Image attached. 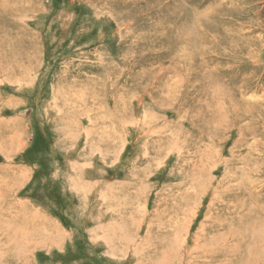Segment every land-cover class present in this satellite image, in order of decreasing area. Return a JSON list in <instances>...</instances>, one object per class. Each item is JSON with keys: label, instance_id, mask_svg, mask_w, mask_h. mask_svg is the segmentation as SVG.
Returning <instances> with one entry per match:
<instances>
[{"label": "rangeland", "instance_id": "rangeland-1", "mask_svg": "<svg viewBox=\"0 0 264 264\" xmlns=\"http://www.w3.org/2000/svg\"><path fill=\"white\" fill-rule=\"evenodd\" d=\"M0 180V264H264V0H0Z\"/></svg>", "mask_w": 264, "mask_h": 264}, {"label": "bare ground", "instance_id": "bare-ground-1", "mask_svg": "<svg viewBox=\"0 0 264 264\" xmlns=\"http://www.w3.org/2000/svg\"><path fill=\"white\" fill-rule=\"evenodd\" d=\"M104 88V87H103ZM94 124V123H93ZM6 186V184H5V181H3V180H0V208L1 207H3V204H2V202H1V200L2 199H4V197H2L1 198V196H2V191H3V188ZM219 226H221V224H219V223H214L213 225H212V227H211V230L215 227L217 230H221L222 229V227L221 228H218ZM230 238H228V237H226L224 240H222L221 242H219L218 243V246L217 247H214V248H211V249H209V248H207L206 249V251H202V252H197V257L198 258H202V257H208V256H214L216 259H217V263H215V264H224V261L223 260H221L220 258L224 255V253L226 252V250L228 249V248H230L231 246H232V242L229 240ZM176 241H178V238H176L175 239ZM233 240V239H232ZM22 244V243H21ZM180 245V244H179ZM183 245H185V242L183 241V243H182V245H180V247L182 246L183 247ZM202 247V246H201ZM175 248V247H174ZM186 248H187V245H185V250H186ZM203 248V247H202ZM187 251V250H186ZM193 253V252H192ZM189 255V254H188ZM193 255H194V253H193ZM195 255V256H196ZM185 257V256H184ZM192 257V256H191ZM194 259V258H193ZM196 259V258H195ZM19 260V259H18ZM166 260H167V258H166ZM23 262V264H28V258L27 257H24L22 260H20V261H18V263H16V264H19L20 262ZM176 261V260H175ZM185 261V260H184ZM185 262H187V261H185ZM191 262V261H190ZM209 262H212V261H210L209 259L207 260V263H209ZM231 261H228V260H226V262H225V264H229ZM174 263V262H173ZM186 264V263H185Z\"/></svg>", "mask_w": 264, "mask_h": 264}]
</instances>
